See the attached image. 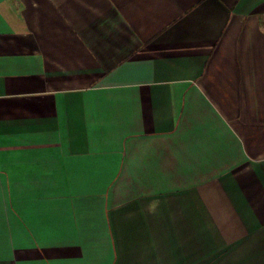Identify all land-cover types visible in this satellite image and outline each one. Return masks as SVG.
Masks as SVG:
<instances>
[{
  "label": "crops",
  "instance_id": "crops-1",
  "mask_svg": "<svg viewBox=\"0 0 264 264\" xmlns=\"http://www.w3.org/2000/svg\"><path fill=\"white\" fill-rule=\"evenodd\" d=\"M0 264H264V0H0Z\"/></svg>",
  "mask_w": 264,
  "mask_h": 264
}]
</instances>
